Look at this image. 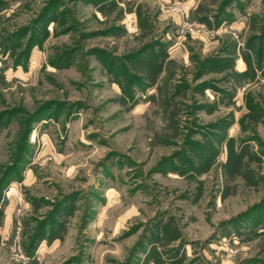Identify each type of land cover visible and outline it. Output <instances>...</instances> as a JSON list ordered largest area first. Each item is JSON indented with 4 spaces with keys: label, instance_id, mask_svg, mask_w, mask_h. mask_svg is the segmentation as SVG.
<instances>
[{
    "label": "rangeland",
    "instance_id": "1",
    "mask_svg": "<svg viewBox=\"0 0 264 264\" xmlns=\"http://www.w3.org/2000/svg\"><path fill=\"white\" fill-rule=\"evenodd\" d=\"M0 264H264V0H0Z\"/></svg>",
    "mask_w": 264,
    "mask_h": 264
},
{
    "label": "built area",
    "instance_id": "2",
    "mask_svg": "<svg viewBox=\"0 0 264 264\" xmlns=\"http://www.w3.org/2000/svg\"><path fill=\"white\" fill-rule=\"evenodd\" d=\"M172 11H174L175 13L181 14V10L178 7H174L173 9H171Z\"/></svg>",
    "mask_w": 264,
    "mask_h": 264
}]
</instances>
